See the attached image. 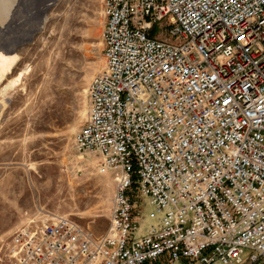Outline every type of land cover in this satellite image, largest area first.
<instances>
[{"label": "built area", "instance_id": "2783aa9c", "mask_svg": "<svg viewBox=\"0 0 264 264\" xmlns=\"http://www.w3.org/2000/svg\"><path fill=\"white\" fill-rule=\"evenodd\" d=\"M102 8L104 67L74 142L114 176L109 225L32 217L4 264H264V0ZM133 188L156 211L138 239Z\"/></svg>", "mask_w": 264, "mask_h": 264}, {"label": "rangeland", "instance_id": "374dc122", "mask_svg": "<svg viewBox=\"0 0 264 264\" xmlns=\"http://www.w3.org/2000/svg\"><path fill=\"white\" fill-rule=\"evenodd\" d=\"M5 1L0 29L7 36L21 34L32 20L45 22L16 42L18 62L0 71V264L7 240L35 216H66L103 235L116 188L102 158L79 152L74 142L88 118V88L104 67L103 0L48 1L34 19L30 13L41 0ZM129 197L136 227L130 235L138 239L156 223V211L136 188Z\"/></svg>", "mask_w": 264, "mask_h": 264}, {"label": "bare ground", "instance_id": "6f19581e", "mask_svg": "<svg viewBox=\"0 0 264 264\" xmlns=\"http://www.w3.org/2000/svg\"><path fill=\"white\" fill-rule=\"evenodd\" d=\"M24 1V0H23ZM48 1H54V0H41L35 7L34 9V13H30V17L32 19H34L36 17V12H44L48 6L49 3ZM21 6V5H20ZM12 7V6H11ZM10 8V7H9ZM0 10L5 12L7 10V1L5 0H0ZM19 7L16 8L13 11V17L15 14H17V12H19ZM9 15V11L8 14L6 16ZM45 22V18L39 19L38 20H32L26 29H23V32L19 35H15V36H7L6 34V30L7 28L1 30L0 29V34H2V36L0 37V41L2 42V49L4 51V53L0 52V71L1 72H8L10 71V69L12 68L13 65H15L18 60L19 57L16 54H12V51L14 50V46L16 44L17 41H21L23 40V38L29 34L30 32H32L33 30H36L37 28H40ZM24 23L22 22H18L17 25L18 26H23ZM10 25V24H9ZM8 27V26H7ZM4 35V36H3ZM22 74L19 75V77Z\"/></svg>", "mask_w": 264, "mask_h": 264}, {"label": "snow or ice", "instance_id": "6c2138e0", "mask_svg": "<svg viewBox=\"0 0 264 264\" xmlns=\"http://www.w3.org/2000/svg\"><path fill=\"white\" fill-rule=\"evenodd\" d=\"M225 103L227 104V103H229V101L226 100Z\"/></svg>", "mask_w": 264, "mask_h": 264}]
</instances>
